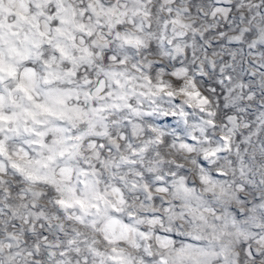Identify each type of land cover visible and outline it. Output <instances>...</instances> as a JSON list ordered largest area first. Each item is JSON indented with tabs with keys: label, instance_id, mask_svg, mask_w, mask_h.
I'll list each match as a JSON object with an SVG mask.
<instances>
[{
	"label": "snow or ice",
	"instance_id": "6c2138e0",
	"mask_svg": "<svg viewBox=\"0 0 264 264\" xmlns=\"http://www.w3.org/2000/svg\"><path fill=\"white\" fill-rule=\"evenodd\" d=\"M0 264H264V0H0Z\"/></svg>",
	"mask_w": 264,
	"mask_h": 264
}]
</instances>
